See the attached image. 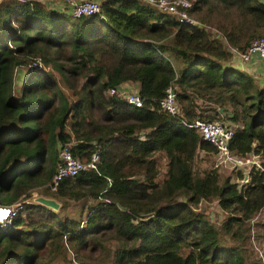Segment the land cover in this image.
<instances>
[{
    "label": "trees",
    "instance_id": "1",
    "mask_svg": "<svg viewBox=\"0 0 264 264\" xmlns=\"http://www.w3.org/2000/svg\"><path fill=\"white\" fill-rule=\"evenodd\" d=\"M188 14L223 41L137 0H103L99 13L78 18L38 0L0 4V204L49 183L60 144L70 143L72 155L84 161L99 154L95 168L43 193L79 202L88 214L60 218L49 207L25 203L14 228L0 231V264H37L47 247L54 257L65 246L75 254L104 251L108 240L111 264H246L243 242L249 220L264 206V171L251 170L242 186L220 182L216 171L195 176L197 152L215 147L159 101L173 84L188 123L215 120L197 109L196 98L230 107L236 125L230 149L264 158V87L228 65L226 48L244 51L264 35V0H196ZM30 59L56 71L77 99L70 101L44 67L31 69L15 95L16 69ZM127 81L139 85L141 107L106 95ZM157 152L167 160L162 183L155 180ZM210 199L227 214L220 228L197 211ZM220 232L236 244L224 245Z\"/></svg>",
    "mask_w": 264,
    "mask_h": 264
},
{
    "label": "built area",
    "instance_id": "2",
    "mask_svg": "<svg viewBox=\"0 0 264 264\" xmlns=\"http://www.w3.org/2000/svg\"><path fill=\"white\" fill-rule=\"evenodd\" d=\"M24 1V0H22ZM29 1V0H26ZM46 3H53L55 6L66 8L70 14L78 18L80 16H89L100 12L101 7L97 0H44ZM143 4L149 5L162 13H167L175 17L180 24H201L195 18L188 14V9L196 2V0H137ZM43 3V2H42ZM202 27H205L201 24ZM227 45V44H226ZM227 50L231 55V62L237 61L240 66L247 65L253 54H257L264 63V37L253 40L244 51H240L235 47L228 45ZM124 84L118 87L109 88V95H118L125 99L128 103L141 107L143 99L138 91H131ZM160 108L173 117H178L180 122L188 127L193 128L199 136L211 143L215 147V161L217 164L229 166L230 168L243 169L242 180L239 186L247 184L250 181L251 170L264 171V160L259 159L257 154L250 152L246 155H239L230 149V141L232 139L234 129L224 125L219 120H201L196 119L192 123H188L182 118L181 110L177 101L176 88L170 84L164 91V96L159 101ZM70 144H60L58 149V163L52 180L47 183L51 191H56L59 182L65 177L75 176L83 170H89L96 167L99 161L97 151L90 155L87 161L81 160L79 157L72 155ZM23 204L18 200L10 205L0 204V231L14 228L13 221L20 214ZM253 242L255 253L259 264H264V251Z\"/></svg>",
    "mask_w": 264,
    "mask_h": 264
},
{
    "label": "rangeland",
    "instance_id": "3",
    "mask_svg": "<svg viewBox=\"0 0 264 264\" xmlns=\"http://www.w3.org/2000/svg\"><path fill=\"white\" fill-rule=\"evenodd\" d=\"M9 1L10 0H0V4L7 3ZM16 1H22V0H16ZM38 1L43 2L44 4L46 3L44 0H38ZM97 1L99 2L100 7H101V3L103 0H97ZM58 5L56 7H58ZM60 8H62V4H60ZM199 26H201V24H199ZM205 27L207 28V31L211 34L212 37H216L220 39L221 41H223L222 38H219L217 36V34L215 35L216 30L213 27H209V26H205ZM261 37H264V35H262ZM261 37L254 38L253 40L259 39ZM226 48H228V45H226ZM34 62H35L34 59H30V64H31L30 66L29 65H25L24 67L20 66L16 69L17 78H16L15 85H14L15 95L18 96L20 94L21 88L24 85L25 81L27 80L31 69H35V68L39 69L40 67L41 68L44 67L43 63L39 59L37 62L35 63ZM249 63L247 65H249ZM174 64L177 67V62H174ZM228 65H239V64H237V61L233 60L232 62L229 61ZM247 65H244L243 68H245ZM31 66L33 68H30ZM44 69L56 77L63 92L69 98L70 101H74L77 99L76 96L73 95L72 90L69 89L65 85V83L62 81L61 77L56 71L52 70L50 67H47V66H45ZM253 78L259 87H264V78H262L261 76L253 77ZM122 84L127 86L126 88L131 91L139 90V88L137 89L131 85L132 84L131 81H127ZM106 95H109L108 91H106ZM195 102L197 105V109L199 110L204 109V112H203L204 115H213L215 120H219L224 125L230 126L233 129L235 128L236 125L234 124V122L228 118L231 113L230 107L225 106L224 108H220L218 104L212 103L209 100H204L202 98H196ZM70 123L71 121L68 120L67 126H66L67 130H69ZM140 136L142 137L143 134H141ZM253 153L257 154L259 156V159L264 160L261 154L256 153L255 151ZM155 158L157 160V166H158V174L155 180L158 183H162L163 180L167 176V160L164 157L162 152H157L155 154ZM192 169H193V173L195 176L196 175L202 176L204 173H207L209 171H216L219 175L220 182H222L225 178H229L231 182L237 183L239 185L240 180H242V178L238 176L239 171L241 173V170H238V168H230L228 165L224 166V165L217 164V162L215 161L214 152H206L203 150H199L194 157ZM242 174H243V169H242ZM47 189L50 192H53L49 189V184H46L44 186L34 189L30 193V197H25V196L20 197L19 201L23 205L25 203H35L36 204L38 202L35 199L39 196H45L48 198H52V197H49L43 194L44 191ZM183 201H184L183 197H180L176 200L177 203L183 202ZM56 202L59 205L58 208L57 209L50 208V209H52V211H54L57 214V216L60 218H63L65 216L78 217L79 212L82 214V211L80 210V208L82 207V204L79 202H73L69 200L56 201ZM88 204L94 205L95 202H93L92 200H89ZM197 211L206 214L209 217L210 221L218 228L221 227V224L225 220L226 215H227L226 212L223 211L219 207L216 199L201 200L199 205L197 206ZM87 214H88V211L84 212L82 214V218H84L85 215ZM23 215L25 217L24 212H23ZM263 223H264V206L255 215H253V217L248 222L249 232L246 235L247 236L246 241L243 242V248L246 254L245 255L246 264H259L258 263L259 260L257 259V255L255 253V248L253 246L252 241H255V243L264 251V238L262 237L263 230L261 227V224ZM18 228L19 227L13 230H16ZM221 235H222L221 240L224 245L229 246L232 244H236L233 240L229 238V236L224 235L223 232L221 233ZM112 243L113 242L109 240L104 242V244H106L107 246L104 251H101L99 248L93 251L89 250V248L88 249L84 248L80 250L78 254H75L73 251L69 249L68 246H65L66 248L65 252L61 253V251H58L55 257L49 254L48 247H47L46 249L44 248L40 252V259L37 264H43V263L47 264L49 262L53 264H111V262L110 263L106 262V261L109 262V257L107 256L106 251L107 249L109 248L111 249L113 247Z\"/></svg>",
    "mask_w": 264,
    "mask_h": 264
},
{
    "label": "crops",
    "instance_id": "4",
    "mask_svg": "<svg viewBox=\"0 0 264 264\" xmlns=\"http://www.w3.org/2000/svg\"><path fill=\"white\" fill-rule=\"evenodd\" d=\"M230 61H231V59H230ZM232 66L246 71L247 73H249L253 77L261 76L262 78H264V63L261 61V59L259 58V56L257 54L252 55L249 65H247L245 68H243L244 65L243 66L232 65ZM131 85L137 89L139 88V85L135 82H132Z\"/></svg>",
    "mask_w": 264,
    "mask_h": 264
},
{
    "label": "water",
    "instance_id": "5",
    "mask_svg": "<svg viewBox=\"0 0 264 264\" xmlns=\"http://www.w3.org/2000/svg\"><path fill=\"white\" fill-rule=\"evenodd\" d=\"M39 204L44 205L46 207L57 209L58 203L53 198H48L45 196H39L35 199Z\"/></svg>",
    "mask_w": 264,
    "mask_h": 264
}]
</instances>
